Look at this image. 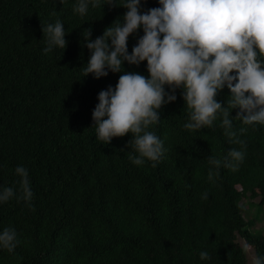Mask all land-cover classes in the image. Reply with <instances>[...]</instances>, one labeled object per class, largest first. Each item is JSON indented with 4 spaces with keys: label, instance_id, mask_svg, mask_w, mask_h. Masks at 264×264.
Here are the masks:
<instances>
[{
    "label": "trees",
    "instance_id": "16d2710c",
    "mask_svg": "<svg viewBox=\"0 0 264 264\" xmlns=\"http://www.w3.org/2000/svg\"><path fill=\"white\" fill-rule=\"evenodd\" d=\"M75 3L0 0V187L16 189V196L0 203V229L14 226L20 240L13 251L0 248V264H70L63 255L65 234L86 231L92 240H84L83 249L91 252L80 264H247L237 233L264 252L263 232L251 230L254 221L242 216L238 204L260 199L258 209H264V124L253 128L235 121L237 129L248 128L239 133L246 140V158L236 170L221 167L214 180L208 179L209 156L222 158L241 145L230 142L221 118L204 129L182 128L189 109L181 88L176 101L162 106L161 121L151 126L167 149L161 160L133 163L131 132L114 137L112 146L101 145L93 109L98 93L115 86L122 73L86 76L82 67L91 50L84 31L91 29L94 40L127 9L90 5L81 16ZM142 4L146 11L159 6V0ZM57 19L65 23L67 47L44 53L43 22ZM143 34L141 28L129 37L130 52ZM124 70L150 75L147 61L125 62ZM225 90L217 99L226 105L230 96ZM89 127L95 130V143L76 144L72 134L81 129L93 133ZM114 152L119 159L112 167L108 161ZM21 164L29 170L30 202L19 198L16 166ZM70 189L79 193V211L65 218L55 197H65ZM202 250L211 259L202 260Z\"/></svg>",
    "mask_w": 264,
    "mask_h": 264
},
{
    "label": "clouds",
    "instance_id": "9594fccd",
    "mask_svg": "<svg viewBox=\"0 0 264 264\" xmlns=\"http://www.w3.org/2000/svg\"><path fill=\"white\" fill-rule=\"evenodd\" d=\"M104 4L123 6L127 11L94 40L91 29L84 31L86 46L91 50L88 62L82 67L86 76L94 74L99 79L107 77L109 71L122 73L115 86L109 85L98 93V103L93 109L97 142L112 146L114 137L131 132L129 145L135 151L128 155L133 163L143 165L161 160L167 149L151 126L161 121L162 106L176 101V89L181 88L189 109L182 128L188 132L204 129L221 118V127L230 142L241 145L229 149L222 158L209 156L213 167H209L208 179L214 180L221 167L238 169L246 158L247 147L239 133L247 132L248 128L237 129L235 121L253 128L264 124V0H159V6L146 11H142V0H76L74 10L84 16L90 5ZM42 28L44 53L67 47V30L62 19L43 22ZM141 28L144 34L130 52L129 37ZM144 61H147L148 76L124 70L125 62L140 65ZM225 87L224 93L230 96L226 105L217 99ZM233 109H239L235 117ZM90 129L93 133L82 129L73 133L72 140L76 144L82 140L95 143V130ZM118 159L114 152L108 162L112 161L113 167V160ZM16 173L21 178L19 198L30 202L34 192L29 170L21 164L16 166ZM63 195L57 194L55 206L63 217L74 218L79 211V193L77 189H70ZM14 196L13 186L0 187V203ZM203 198H208L207 191ZM244 201L247 199H241L238 204L245 218ZM65 235L63 255L70 264H80V259L91 252L83 249V241L92 240L91 232ZM237 237L239 242L240 238L244 240L239 233ZM244 242L240 245L249 254L250 264H264V252L254 251L251 242ZM19 243L14 226L0 229V248L13 251ZM200 257L211 259L207 250H202Z\"/></svg>",
    "mask_w": 264,
    "mask_h": 264
},
{
    "label": "rangeland",
    "instance_id": "374dc122",
    "mask_svg": "<svg viewBox=\"0 0 264 264\" xmlns=\"http://www.w3.org/2000/svg\"><path fill=\"white\" fill-rule=\"evenodd\" d=\"M260 202V199L256 200H248L244 201L242 203L244 209H245V219L247 220H253L254 225L252 226L251 230L254 231H262L264 234V209L263 211H260L258 209V204ZM241 245H243L245 242L240 238ZM255 251V249H253ZM247 257V264H250V256L249 254H246Z\"/></svg>",
    "mask_w": 264,
    "mask_h": 264
}]
</instances>
